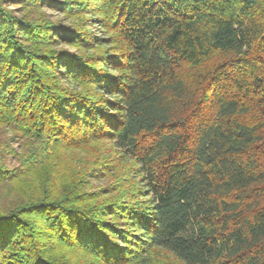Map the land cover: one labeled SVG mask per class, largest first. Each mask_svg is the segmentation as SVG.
<instances>
[{"label": "trees", "instance_id": "16d2710c", "mask_svg": "<svg viewBox=\"0 0 264 264\" xmlns=\"http://www.w3.org/2000/svg\"><path fill=\"white\" fill-rule=\"evenodd\" d=\"M0 129V264H264V0H0Z\"/></svg>", "mask_w": 264, "mask_h": 264}, {"label": "rangeland", "instance_id": "374dc122", "mask_svg": "<svg viewBox=\"0 0 264 264\" xmlns=\"http://www.w3.org/2000/svg\"><path fill=\"white\" fill-rule=\"evenodd\" d=\"M45 11L47 13V15H49L52 19L54 20H61L62 25H69L72 21L71 20H67L66 18H64V16L62 15V13H60L59 11H57L56 9H53L51 7H46ZM88 17L90 18V15H88ZM88 29L95 35H97L98 37H105V33L101 30L98 29V23L96 22H90V24L88 25ZM71 51H73V49L71 47H68ZM9 132H6L3 129H0V140H7L9 137ZM17 145V144H16ZM16 145H13V147H17ZM9 163H14L13 160L9 161ZM107 182V178H102L99 180H93L92 181V187H98V186H102Z\"/></svg>", "mask_w": 264, "mask_h": 264}]
</instances>
